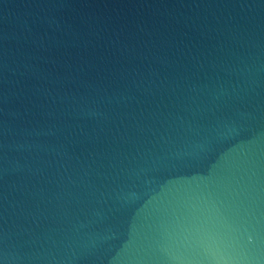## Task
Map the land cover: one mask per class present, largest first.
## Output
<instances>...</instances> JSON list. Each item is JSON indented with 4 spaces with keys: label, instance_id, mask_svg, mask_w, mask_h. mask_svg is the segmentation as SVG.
<instances>
[{
    "label": "water",
    "instance_id": "95a60500",
    "mask_svg": "<svg viewBox=\"0 0 264 264\" xmlns=\"http://www.w3.org/2000/svg\"><path fill=\"white\" fill-rule=\"evenodd\" d=\"M0 264H264V0H0Z\"/></svg>",
    "mask_w": 264,
    "mask_h": 264
}]
</instances>
